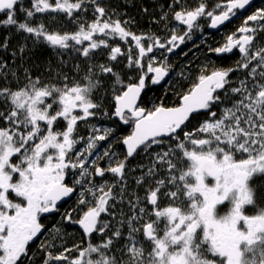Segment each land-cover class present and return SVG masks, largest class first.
Instances as JSON below:
<instances>
[{"label": "snow or ice", "instance_id": "6c2138e0", "mask_svg": "<svg viewBox=\"0 0 264 264\" xmlns=\"http://www.w3.org/2000/svg\"><path fill=\"white\" fill-rule=\"evenodd\" d=\"M249 3L218 0L212 6L198 0L189 7L173 0L171 18L186 30L178 34L174 26L162 39L132 32L129 21L113 18L100 0H30V7L22 0H0V28L57 50L71 49L84 65H73L75 75L57 72L54 81L26 70L20 85L17 73L0 61L2 78L10 75L18 82L16 88L0 86V264H264V191L254 186L256 178H264V44L257 40L264 33V9L248 15L222 46L211 49L237 50L235 67H202L174 106L139 103L149 81L159 85L170 76L164 53L191 39L199 19L216 28ZM89 7L90 21L74 15ZM37 13L56 14L47 17L52 21L63 14L77 28L70 33L49 30L43 22L34 25ZM160 21L167 28L169 12L154 22ZM10 38L0 48L6 50ZM101 49L110 62L125 58L127 82L112 63H93ZM232 73L242 77L235 86ZM197 114L204 119L190 128ZM98 115L131 126L130 134L117 140L125 147L122 159L110 150L112 129L90 125L89 133L80 134L81 124L89 126ZM101 141L108 146L99 153ZM141 154L150 158L135 179L143 196L128 193L126 171ZM107 174L112 183L96 179ZM73 193L80 214L66 212L63 219L79 226L80 241L60 248L55 239L42 242L35 259L29 245L46 231L42 215L58 212L59 202ZM126 195L128 213L121 210L114 226L107 217L116 219L113 209ZM55 236L63 239L59 229Z\"/></svg>", "mask_w": 264, "mask_h": 264}, {"label": "trees", "instance_id": "16d2710c", "mask_svg": "<svg viewBox=\"0 0 264 264\" xmlns=\"http://www.w3.org/2000/svg\"><path fill=\"white\" fill-rule=\"evenodd\" d=\"M263 1L264 0H255L254 5L257 6ZM100 2L108 9L110 13H114L113 18L129 21L127 27L136 34H155L163 38L166 35H170L168 29H171L174 26L178 28L181 26L178 22L172 20L171 18V12L168 8V5L171 4L173 0H100ZM182 2L189 7H194L198 3V0H182ZM217 2L218 0H207V3L212 6H214ZM22 3L25 7H30V0H22ZM145 9H147V11H144ZM164 12H169L170 22L168 23L167 28L164 27L163 21L154 22L159 21L161 14ZM245 14L246 13L237 14L234 20L224 31L217 33L202 31L199 36L194 34V32H191V39H186V42L183 44L181 50L176 55L167 58L168 63L172 68V81L169 83V86L161 89V87L156 88L153 85L148 84L145 94L140 101V105L142 107L151 108L154 103L163 101L169 107L174 106L178 102L180 94L190 88L192 82L195 81L196 77L198 76L200 71L196 72L195 70H201L202 67H208L209 64L210 66L215 64L216 67L223 69L230 68L232 63H223L217 56V53L211 51V49L222 46V44L226 41V37L236 32V30L243 23ZM50 15L56 14L37 13L33 18L32 23L37 25L43 22L49 28V30H59L61 32L67 31L71 33L76 30L77 25L64 17L63 14H60V19L57 21L47 19V17ZM74 15H83L84 19L90 21L92 18L91 7H89L88 12L82 14L74 13ZM18 18L22 21L24 18L23 14L18 12ZM200 20L204 23H207L204 25L205 29L207 30L209 19L201 18ZM178 34H183V31H179ZM26 35L27 34L25 33H16L14 29L9 32L8 29L0 28V42H2L7 36L11 37L8 41V48L6 50L0 48V61H3L7 64L6 71H15L17 73V76L19 77L18 82L20 85L25 82L24 75L26 70L33 77L40 76L41 79L45 81L50 79L54 81L57 72L63 71L68 72L70 75H75L76 73L73 69V65L80 64L82 68L84 67V65L81 63L83 58L71 49L57 50L50 47L46 42H34V38L32 37L25 39ZM259 35V42L264 44V33H260ZM198 40H201L199 44ZM114 43H119L124 49L128 47V45L119 40L115 41ZM21 46L25 48V52L23 54L19 52V48ZM100 51L102 54L97 55L93 63H112L115 70L119 72L122 78H124L125 82H127L129 70L125 67V58L118 57V62H110L108 61L107 50L101 49ZM13 52L16 53L15 56L12 55ZM212 61L215 63H212ZM181 72L184 73L183 76L180 75ZM104 79L106 81L105 87L110 88V82H107V78ZM18 82L10 75L7 79H4L2 78V74H0V86L10 84L11 87L16 88ZM101 95H103V93H101ZM107 110L111 111L110 108ZM200 117H202V115H196V119L191 120V123L188 126L190 128H194L192 126H195L196 121ZM110 119L113 120V117ZM106 120V117L100 115L97 119L93 120L90 125H95L96 127L103 126L104 128L108 127V129L113 130L112 136L109 137V140L112 141L110 150L116 153V157L118 159H122L124 152L121 144L118 143L117 140L123 139L124 136L130 134L131 126L114 125L113 127L109 126L106 123ZM86 133H88L86 130L80 131L81 135H85ZM113 137L116 139H113ZM107 146L108 141L102 145V151H100V153H102ZM133 163L135 164V168L137 170L141 169V172L146 170V167L150 165V158L145 154H141V156L129 161V165ZM126 171L128 172L129 170ZM140 172L137 171V173L133 175L132 172L129 171L127 177V189L129 194L136 192L143 196V188L138 187L135 183V180H133V177L136 176L137 178L139 177V174H142V172ZM127 199L128 196L126 195L123 203H118L116 208L113 209V211L116 213V216L120 214L121 210L128 211ZM73 204L78 203L76 201ZM107 219H109L112 224L116 226L114 221L115 219L112 217H107ZM59 225L60 226H58L57 229L60 230V235L63 237V239L57 238L55 233H51L45 240L39 242L35 246H32L30 252L35 254V259H39L38 249L42 242L49 243L51 239H55L57 248H60L62 245L71 246L73 242L80 241L81 235L77 229L67 225L64 220H62ZM117 226L119 225L117 224ZM124 234L127 236L126 229H124ZM117 243L119 244L120 242ZM26 264H32V261L26 260Z\"/></svg>", "mask_w": 264, "mask_h": 264}, {"label": "flooded vegetation", "instance_id": "af4514ba", "mask_svg": "<svg viewBox=\"0 0 264 264\" xmlns=\"http://www.w3.org/2000/svg\"><path fill=\"white\" fill-rule=\"evenodd\" d=\"M254 3H255V0H253L252 1V3L250 4V5H248L243 11H236V15L237 14H243V13H246L245 15H244V18H246L248 15H251V14H253V13H255L258 9H264V1L263 2H261V3H259L257 6H255L254 5ZM235 15V16H236ZM235 16H233L232 17V19L230 20V22L229 23H227L226 24V26H228L233 20H234V18H235ZM198 24L200 25V27L199 28H195V29H193V31L192 32H194V34H197L198 36L200 35V33L202 32V31H213V33H217V32H221V31H224L225 29H218V30H212V29H209V26H210V20L208 21V25H207V30L205 29V27H204V25H206L207 23H204V22H202L200 19L198 20ZM225 25V24H224ZM178 28V27H177ZM178 29H180V31H184V30H186V26H184V25H181ZM140 31V30H139ZM145 31H157V30H145ZM158 31H162V30H158ZM179 33V32H178ZM166 36H168V35H166ZM165 37V36H164ZM163 37V38H164ZM162 38V39H163ZM259 38H260V35L259 36H257V40L259 41ZM200 41L201 40H198V44L200 43ZM225 43V42H224ZM223 43V44H224ZM222 44V45H223ZM183 47V44H180L179 45V47H176L171 53H164V55L165 56H167V58L168 57H171V56H174V55H176L180 50H181V48ZM133 49H134V45H133ZM155 52H156V56H157V59H160L161 58V50H159V49H157V50H155ZM217 56L220 58V60L223 62V63H225V64H231L232 63V66L230 67V68H232V67H235V65H236V63H237V61L240 59V54L238 53V51L237 50H233L231 53H220V54H217ZM145 59H147V58H145ZM212 63H215L214 61H212ZM208 68L211 70L212 68H218V67H216V65L215 64H213V65H211L210 66V64H209V66H208ZM196 72H199L200 70H195ZM173 74V73H172ZM239 78H242V77H240L239 76V74L238 73H232V81H233V85L232 86H235L236 84H238L239 83ZM166 81V82H165ZM165 81L163 82V84H161V85H153L154 87H161V89L162 88H166V87H168L169 86V83L172 81V79H171V73H170V76L169 77H166V79H165ZM148 84H151L150 83V81L148 82ZM147 84V85H148ZM152 85V84H151ZM146 89H147V87L145 88V91H146ZM144 94H145V92H144ZM143 94V95H144ZM143 97V96H142ZM142 99V98H141ZM141 99H140V101H141ZM140 101H139V103H140ZM225 103H227V101L225 102ZM224 105H221V107H223ZM228 106H230V104L228 105ZM198 115V114H197ZM100 115H98V116H96V117H94V118H92L91 120H90V122H89V126H85V125H83V124H81V126H80V131H84V130H86L87 132L89 131V129H90V123L93 121V120H95V119H97L98 117H99ZM104 117H106V116H104ZM204 119V117L202 116V117H200L197 121H196V123H195V126L197 125V123H198V121H202ZM113 120L115 121V124L114 125H118V126H126V125H121V124H119L114 118H113ZM101 126V125H100ZM195 126H192V127H195ZM101 131H103V130H101ZM105 142H107V141H103L101 144H100V151H102V145L105 143ZM83 145H78L77 147H82ZM123 152H124V150H123ZM115 158H117V157H115ZM107 159V158H106ZM105 159V160H106ZM118 159V158H117ZM132 160V159H131ZM98 163H100L101 164V166H107L106 164H105V162H104V160H101V161H99ZM127 170H129V171H131L132 172V174L133 175H135L136 173H137V171H139L140 172V170L141 169H139V170H137L136 168H135V164L133 163V164H131V165H129V169H127ZM129 171L127 172V177H128V174H129ZM142 172V171H141ZM140 172V173H141ZM141 174H139V176H140ZM98 181H100L101 183H104L105 181L106 182H108V183H112L113 182V177L111 176V174H107V176H106V178L104 179V180H102L101 178H99V177H97L96 178ZM136 179V176L135 177H133V180H135ZM67 182L69 183V184H71V178H69L68 180H67ZM254 186L255 187H257L259 190H262V191H264V178H256V180H255V182H254ZM77 198H78V193H73L72 194V196H71V198H69L67 201H65V202H60L59 203V205H58V207H59V211L58 212H54V213H50V214H43L42 215V217H41V223L44 225V227H45V229H46V231L43 233V235H41L39 238H38V240H36V241H34L33 243H30V245H29V248L31 249V247L32 246H35L36 244H38L39 242H41V241H43V240H45L47 237H49V235L51 234V233H55V231H56V229L58 228V226H60L59 224L61 223V221L62 220H64L63 219V217H64V213H66V212H72V214H73V216H77V215H79L80 214V211H79V209H80V206L78 205V204H73L74 202H76L77 201ZM76 210V211H73V210ZM65 221V223L67 224V225H69L70 227H72V228H75V229H77L78 231H79V233H80V235H81V231L79 230V228L76 226V224H69L66 220H64ZM43 239V240H42Z\"/></svg>", "mask_w": 264, "mask_h": 264}, {"label": "water", "instance_id": "95a60500", "mask_svg": "<svg viewBox=\"0 0 264 264\" xmlns=\"http://www.w3.org/2000/svg\"><path fill=\"white\" fill-rule=\"evenodd\" d=\"M252 1L253 0H250V3L248 4V5H250L251 3H252ZM248 5H246L245 6V8L248 6ZM244 8V9H245ZM244 9H240V10H236V11H243ZM232 19V17L228 20V21H225L223 24H227V23H229L230 22V20ZM223 24H220V25H218L216 28H212L211 26H209V29H212V30H218V28H219V26H221V25H223ZM166 79V78H165ZM163 82L164 81H162L161 82V84H163ZM161 84H159V85H161ZM144 92H145V89H144V91L142 92V94H141V98H142V96H143V94H144ZM113 118L119 123V124H121V125H124L121 121H119V119L117 118V117H115V116H113ZM122 146V149L124 150V152H125V147L123 146V145H121ZM72 196V195H71ZM71 196L70 197H67V198H65L64 200H62L61 202H65V201H67L69 198H71ZM60 203V202H59ZM78 228H79V226L78 225H76ZM79 230L82 232V230L79 228ZM36 241V240H35ZM34 242V241H33ZM33 242H31V243H33Z\"/></svg>", "mask_w": 264, "mask_h": 264}, {"label": "rangeland", "instance_id": "374dc122", "mask_svg": "<svg viewBox=\"0 0 264 264\" xmlns=\"http://www.w3.org/2000/svg\"><path fill=\"white\" fill-rule=\"evenodd\" d=\"M133 45H134V43H133ZM107 118V120H106V123L109 125V126H113L114 127V124H115V122L112 120V119H110V118H108V117H106ZM98 128H100L101 130H103V129H105L103 126L102 127H99V126H97ZM106 128H108V127H106ZM90 132V130L88 131V133ZM103 141H101V142H98L99 144H101ZM99 153H100V148L97 150ZM123 212L124 213H128V211L127 210H123ZM120 219V214H118L117 216H116V219L114 220L115 221V224H116V226H117V221ZM123 231H124V229H123ZM43 240V239H42ZM53 239H51V241H52Z\"/></svg>", "mask_w": 264, "mask_h": 264}, {"label": "bare ground", "instance_id": "6f19581e", "mask_svg": "<svg viewBox=\"0 0 264 264\" xmlns=\"http://www.w3.org/2000/svg\"><path fill=\"white\" fill-rule=\"evenodd\" d=\"M225 28H227V26L223 24V25L219 26L218 29H225ZM210 32H213V31H210Z\"/></svg>", "mask_w": 264, "mask_h": 264}]
</instances>
